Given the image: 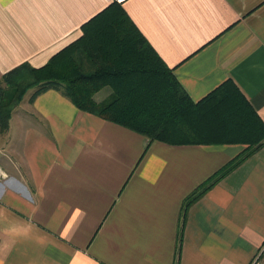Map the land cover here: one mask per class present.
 Listing matches in <instances>:
<instances>
[{"label": "crops", "instance_id": "obj_1", "mask_svg": "<svg viewBox=\"0 0 264 264\" xmlns=\"http://www.w3.org/2000/svg\"><path fill=\"white\" fill-rule=\"evenodd\" d=\"M111 1L0 0V76L43 65ZM118 1L193 100L229 78L264 122V0ZM24 98L0 134V264L264 258V144L189 205L177 251L184 196L243 146L148 143L58 90Z\"/></svg>", "mask_w": 264, "mask_h": 264}, {"label": "trees", "instance_id": "obj_2", "mask_svg": "<svg viewBox=\"0 0 264 264\" xmlns=\"http://www.w3.org/2000/svg\"><path fill=\"white\" fill-rule=\"evenodd\" d=\"M82 34L38 67L23 61L0 76V133L27 90L29 101L58 90L76 108L169 145L240 144L242 150L190 192L180 206L177 251L191 203L264 144V122L231 79L193 100L118 0L81 24ZM103 87L101 101L93 95Z\"/></svg>", "mask_w": 264, "mask_h": 264}, {"label": "built area", "instance_id": "obj_3", "mask_svg": "<svg viewBox=\"0 0 264 264\" xmlns=\"http://www.w3.org/2000/svg\"><path fill=\"white\" fill-rule=\"evenodd\" d=\"M247 264H264V258L261 255V251L257 252Z\"/></svg>", "mask_w": 264, "mask_h": 264}, {"label": "rangeland", "instance_id": "obj_4", "mask_svg": "<svg viewBox=\"0 0 264 264\" xmlns=\"http://www.w3.org/2000/svg\"><path fill=\"white\" fill-rule=\"evenodd\" d=\"M105 89H107V87L105 88ZM102 91H104V90H102ZM33 92V89H30V90H28L27 91V93H25V98H24V101H23V103L26 101L27 102V100L29 99V97H30V95H31V93ZM8 131V130H7ZM7 131H5V132H3V133H0V134H4V133H6Z\"/></svg>", "mask_w": 264, "mask_h": 264}]
</instances>
